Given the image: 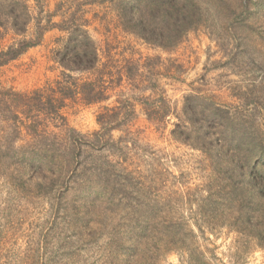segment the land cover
<instances>
[{"label":"rangeland","instance_id":"rangeland-1","mask_svg":"<svg viewBox=\"0 0 264 264\" xmlns=\"http://www.w3.org/2000/svg\"><path fill=\"white\" fill-rule=\"evenodd\" d=\"M29 6L25 38L45 28L41 42L0 67V91L31 97L0 102V154L31 161L0 164V264H264V0H179V19L197 24L169 48L125 28L117 3ZM76 26L98 74L112 72L108 101L63 97L97 75L59 62ZM0 34L6 46L23 38ZM100 114L111 131L97 136ZM235 154L247 180L226 174ZM161 216L179 217L192 256L150 249L161 253L151 263L145 241L136 247Z\"/></svg>","mask_w":264,"mask_h":264},{"label":"trees","instance_id":"trees-1","mask_svg":"<svg viewBox=\"0 0 264 264\" xmlns=\"http://www.w3.org/2000/svg\"><path fill=\"white\" fill-rule=\"evenodd\" d=\"M34 0H0V28L4 30H12L15 36H22L21 40H17L11 45L2 44L3 38L0 34V67L5 66L25 54L29 49L36 47L40 44L41 38L44 35L45 28L38 27V34L34 39L25 38V34L32 21V14L29 6V2ZM36 1V0H35ZM95 2H112L117 3L120 9V16L125 21L123 25L129 31L138 35L147 44L157 45L162 48H169L176 45L184 35L189 32L197 22L189 17H182L179 19V0H148L151 5L146 2L147 0H94ZM147 3V4H146ZM195 10L198 7L193 6ZM153 10V11H152ZM161 11V14L158 13ZM69 35L60 51V64L67 70H82L85 72L96 71L97 75L91 80H85L81 84H75L68 89L69 93L63 96L67 98H75L80 101L84 106L95 105L109 100V86L108 82H113L112 72H105L100 70L101 74H98V51L90 38L87 30L83 26H76L75 28H67ZM3 45V46H2ZM108 81V82H107ZM56 93V92H55ZM58 93V92H57ZM38 96V95H37ZM56 97V95H54ZM21 99L30 100V96L24 94H18L13 91L3 92L0 91V102H4L6 99ZM53 100H56L53 98ZM42 100H40L41 102ZM50 108L58 112L59 107L57 104L50 100ZM167 107V106H166ZM169 111L166 108L165 116ZM23 114V113H22ZM57 115V116H58ZM18 115H16L17 117ZM31 124H39V119L29 120ZM102 129L96 135H105L111 131L110 122L106 119V115L100 114L98 117ZM102 132V133H101ZM172 136L179 140V123L176 129L172 132ZM177 137V138H176ZM25 157L24 155H22ZM36 157V156H35ZM8 157H3L0 154V164H10L12 166L18 165L20 162L28 163L31 161H22L17 159L9 160ZM33 162H39L42 158H32ZM240 155H232L231 162L235 165V168L228 170V174L231 181H234V176L238 173L241 174L244 180H247L245 172H243L248 166L245 162H241ZM50 164H53V162ZM221 173V172H220ZM225 175L224 172H222ZM250 179H256L254 176H249ZM233 187L237 200H243L239 198L241 196L239 191V185L236 183ZM255 197L251 196V198ZM245 202V201H244ZM254 206L255 204L252 203ZM243 206V204L241 205ZM163 223L160 227L165 229L161 232H155L157 236H152L148 233L151 230L150 226L141 227L142 232H136V247H139L145 241V247L147 248V260L154 263L161 253L169 254L175 251V248L180 245V249L187 248L193 255V248L186 246L185 239L187 238L185 233L179 232V217L173 218V216H161ZM152 221V219H151ZM154 230V229H153ZM193 234V231L190 230ZM161 235V236H160ZM156 248V249H155ZM150 249L161 250L162 252L154 256ZM136 252L135 254H137ZM159 253V254H158ZM134 255V254H133Z\"/></svg>","mask_w":264,"mask_h":264}]
</instances>
